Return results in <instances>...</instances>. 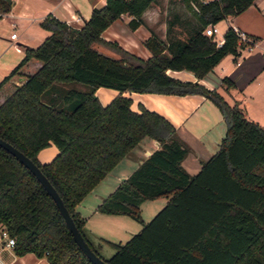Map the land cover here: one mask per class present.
I'll return each instance as SVG.
<instances>
[{
  "label": "trees",
  "instance_id": "obj_1",
  "mask_svg": "<svg viewBox=\"0 0 264 264\" xmlns=\"http://www.w3.org/2000/svg\"><path fill=\"white\" fill-rule=\"evenodd\" d=\"M154 1L105 0L81 25L45 15L40 25L49 33L37 45L25 46L0 80V137L40 168L87 242L76 205L144 137L158 141L159 147L96 207L142 223L124 243L109 242L114 252L108 258L88 242L107 264H264V127L217 89L166 71L187 69L202 77L224 54H237L233 26L224 30L219 46L204 28L243 11L253 0H182L198 26L185 40L168 44L151 31L143 40L148 57L102 36L123 13L131 16L130 28L142 24V12ZM12 3L0 0V18ZM15 74L24 79L10 81ZM222 81L226 88L233 84L227 76ZM69 82L82 87L64 85ZM99 86L119 93L103 104L95 93ZM126 90L206 95L226 123L218 149L189 174L182 166L187 149L175 126L142 104L132 109ZM50 144L57 153L41 163L38 152ZM158 197H167L166 203L142 222L140 204ZM0 225L14 237L17 255L31 252L49 264H92L52 197L2 147Z\"/></svg>",
  "mask_w": 264,
  "mask_h": 264
},
{
  "label": "crops",
  "instance_id": "obj_2",
  "mask_svg": "<svg viewBox=\"0 0 264 264\" xmlns=\"http://www.w3.org/2000/svg\"><path fill=\"white\" fill-rule=\"evenodd\" d=\"M104 2L105 0H13L11 8L0 18V80L22 57L25 46L37 45L49 33L40 25L45 15L50 13L74 25H81L92 7ZM149 7L142 12L145 23L134 29L128 27L127 22L131 16L126 13L128 29H126V49L142 57L151 55V51L143 44V40L150 35L151 30L166 44L170 40H185L188 37L181 34V27L171 31L166 24L159 28L155 27L154 14L157 10L155 7ZM225 19L227 26L242 29L251 39L258 37L251 48L238 47L237 54L231 52L224 54L202 77L195 76L187 69L168 68L166 71L179 79L197 81L209 89H217L229 102L237 103L244 109L248 118L264 127V0H253L246 9L237 14H229ZM117 22L119 19L103 31L102 36L105 39L119 41V33L115 25ZM225 27L223 29H226ZM13 29L18 31L15 32ZM12 32H15V36H11ZM164 52L169 53L167 47ZM224 76L233 81L228 88L222 81ZM22 78L24 79L22 75L16 78L15 75L12 76L14 83H20ZM110 92L103 86L97 87L95 91L103 104L111 99ZM123 94L131 98L132 109L138 110L139 105L142 104L148 109L161 113L172 122L181 144L187 149L182 166L189 174H195L202 162L209 159L218 149L226 123L218 106L206 95L197 92L179 94L129 90L124 91ZM141 144L142 146H139ZM158 147L159 143L156 139L144 137L76 205V211L84 218L83 233L98 252L103 249V244L110 246L109 242L115 243V240L121 243L118 236L123 235L125 232L123 228H126L129 220H126L128 215L100 213L96 211L97 205ZM37 156L41 163L48 162L40 159L39 154ZM123 161H126V168L121 167L112 173ZM145 201L140 204V214ZM151 201H156L149 204V209L154 212L156 209L153 208H157V203H160L158 204L160 207L161 204L166 203L167 197H158ZM2 230L0 225V264H49L46 257H37L31 252L15 254L13 246L4 245Z\"/></svg>",
  "mask_w": 264,
  "mask_h": 264
},
{
  "label": "rangeland",
  "instance_id": "obj_3",
  "mask_svg": "<svg viewBox=\"0 0 264 264\" xmlns=\"http://www.w3.org/2000/svg\"><path fill=\"white\" fill-rule=\"evenodd\" d=\"M151 7H155L156 8V13L154 14V26L155 27H162L163 24L167 26L168 30L171 31L172 29H178V27L181 29V34L184 35V37H187L188 35H190L193 30L196 29V27L198 26V22L196 17L191 13V11L185 6V4L183 3L182 0H155L154 2H152L150 5ZM145 23V21L143 20V24ZM227 20L225 18H223L222 20H220L219 22L216 23V26L218 28V32L216 33V36L218 37L219 35L222 34L224 26H226L225 28H227ZM117 26V31H118V39L119 41H117L120 45H122L123 47L126 48V13L121 14V17L119 18V22H117L115 24ZM129 27V26H128ZM15 32L18 31V29H13ZM128 30V29H127ZM151 30V29H150ZM183 30V31H182ZM153 31V30H151ZM111 40H115V39H111ZM98 49L103 51V52H108L105 51L106 49L102 46V45H97ZM26 69V68H24ZM29 70H32L29 67ZM18 77L17 74H15V78ZM23 80V78L21 79ZM10 81H13V79L11 78ZM64 85L66 86H77L79 88L82 87L81 83L78 82H69V83H65ZM103 88L107 89V91H113V93L110 92V98H112L113 96H115V94L119 93V90L116 88H110V87H105L103 86ZM147 139V138H146ZM139 146H142L139 145ZM57 153V148L55 147V145L50 144L49 146L41 149L38 154L40 159H42L43 161H50L55 154ZM38 158V156H37ZM126 160V159H124ZM125 162V163H124ZM126 161H123V163H121L120 165H118V167H116L113 171H117L119 168L121 167H125L126 168ZM159 200H163V199H159ZM154 203L156 201H151V200H146L143 205H142V210H141V219L143 220V222H148L154 215L155 213L164 205L161 204L160 207H158L157 203V208H153L156 209L154 212L151 211L149 209V204ZM158 202V201H157ZM155 206V207H156ZM126 220H129V224H126V230L123 228V230L125 231L123 233V235H117L120 239H121V243H124L125 241H127L134 233H137L140 229L142 224L139 221H136L130 217H126ZM132 224V225H130ZM115 243H119L118 240H115ZM102 250L99 251L100 255H102L103 257H110L111 254L114 252V248L110 245H102Z\"/></svg>",
  "mask_w": 264,
  "mask_h": 264
},
{
  "label": "water",
  "instance_id": "obj_4",
  "mask_svg": "<svg viewBox=\"0 0 264 264\" xmlns=\"http://www.w3.org/2000/svg\"><path fill=\"white\" fill-rule=\"evenodd\" d=\"M0 147L5 149L7 152L13 155L21 164H23L41 183L46 192L52 197L75 243L81 249L82 253L91 261V263L107 264L100 256H98L92 250L89 243L84 239L83 235L76 227L68 210L64 206L62 199L60 198L52 184L49 182V180L46 178V176L42 173L40 168L23 152L18 150L16 147L10 144L9 141L3 139L2 137H0Z\"/></svg>",
  "mask_w": 264,
  "mask_h": 264
},
{
  "label": "built area",
  "instance_id": "obj_5",
  "mask_svg": "<svg viewBox=\"0 0 264 264\" xmlns=\"http://www.w3.org/2000/svg\"><path fill=\"white\" fill-rule=\"evenodd\" d=\"M233 29L236 32L237 36H238V47L239 48H251L256 40L251 39L245 31H243L242 29H240V28H238L236 26H233ZM217 32H218V28L216 26V23L208 24L204 28V33L207 34V35L213 36V39L215 41L216 46H219V45L222 44V42L224 40V37H223L222 34L217 37L216 36ZM11 36H15V32H12ZM1 235H2V237L5 240L4 241V245L5 246L12 247L14 245V242H15L14 237L10 236L5 229H3L1 231Z\"/></svg>",
  "mask_w": 264,
  "mask_h": 264
}]
</instances>
